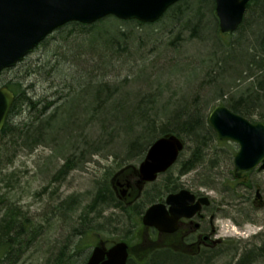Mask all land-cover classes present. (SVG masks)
I'll list each match as a JSON object with an SVG mask.
<instances>
[{
  "label": "rangeland",
  "instance_id": "rangeland-1",
  "mask_svg": "<svg viewBox=\"0 0 264 264\" xmlns=\"http://www.w3.org/2000/svg\"><path fill=\"white\" fill-rule=\"evenodd\" d=\"M198 19L199 17L194 20L196 23H201ZM205 23H208L207 19ZM255 23V15L247 12L241 29L239 28L232 34H222L218 24L217 35L211 29L200 33L199 36L191 35L189 30H181L179 24L174 26L165 16L152 24L143 25H139L136 20H120L109 16L96 23L98 26L103 25L98 34L102 31L109 34L120 30L126 35L120 36L121 38L117 37V39L122 47L127 45L128 49L119 50L117 47L118 51L115 49L114 53L106 52V54L102 49L91 55L81 49L82 47L77 48L76 46L81 43L86 48V44H89L97 35L95 34L93 38L88 32H75L67 26L68 28L65 27L64 31L57 30L50 35L44 43H41L22 62L18 63L15 67L24 66L21 71L4 70L0 74V86L12 80L15 81L18 77H24L25 86L29 87L27 88L28 94L34 99L53 100L56 85L63 86V82L59 79L47 80L45 74L31 73L28 75V71L31 67L38 65L42 59H49L48 56L54 52L73 49L82 67L88 70L98 68V70L91 71L96 80L109 82L113 89L117 87V90L113 91L114 98L117 99L114 108L122 109L123 104L128 102L139 107V110L144 109V113L152 117V113L162 107L175 110L177 103L180 102L181 106L177 108L182 109L181 107L185 108L186 105L191 109L197 108L208 119L210 112L217 105L223 104L229 107L232 98L247 97L256 89V87L255 89L251 87V83L257 86L258 79L256 78L264 67L259 69L258 65L252 63V55L244 64H241V60L244 56L246 57L244 53L252 52V44L246 40L251 39ZM256 31L259 32L261 38L258 28ZM252 39H255L254 34ZM71 46H75L76 50ZM256 54L257 52L253 54L254 59L259 58ZM60 58L59 61L62 62ZM77 69V66H72L67 71L77 72ZM88 70L85 73L88 74ZM55 99L57 100L55 106L63 101ZM250 110V116H246L249 120L258 122L264 119V106L256 104ZM80 114L83 115L79 113L78 118ZM24 116H27V113L21 114V118ZM158 118L159 122L166 120L163 119L162 114ZM88 128H91L90 122ZM100 132L98 131L96 135L97 138L99 134L102 135L97 145L99 148L91 154L84 155L82 167L71 171L64 183L60 185L63 196L80 194L81 205L90 202L97 182L107 179L111 182L118 173L117 179H119L127 165L137 169L146 154L145 150L131 156L132 158L127 159L129 156L123 158L121 156L124 153L119 154L120 151L113 149V145H117L120 138L122 139L125 135L110 138ZM185 140L186 148L177 163L142 190L146 202L145 207L152 202L145 196L148 191L155 194L154 199L160 195L165 197L169 192V189L163 185L168 177L171 187L176 186L177 189L186 188L194 193L208 194L212 201L210 210L207 211L208 221L211 215H214L213 225L216 229L211 240H219V242L211 246L213 252L209 254L205 253L208 245L203 246L199 251L195 248L199 253L192 257L196 258L193 264H233L244 247L262 243L260 234L264 233V172H252L246 183H236L233 177V160L230 161L227 156L228 153L236 152L238 145L232 141L220 143L213 138L212 141L206 143L207 146L202 151V162L197 164L193 170L183 174L180 172L183 162L190 158L196 148L190 136L185 135ZM49 142L37 146L32 153L28 150L21 151L15 163L7 170V172H15V177L19 175L23 180L19 184L22 188L20 194L15 197L13 192L11 193L12 203L16 199L20 200L24 209L30 212H41L46 209L49 191L52 188L44 190V186L49 183L61 166L59 154L56 151L58 139L57 142L55 138ZM82 147L86 150L85 146ZM76 152L77 155L80 154L79 151ZM126 176L131 175L127 173L123 179ZM247 188L250 189L251 194H245ZM257 188L262 191V206H256L253 202ZM2 190L7 191L6 188ZM7 196L9 198L8 194ZM112 213L113 210L107 208L104 212L105 217L98 219L101 224L97 238L108 244L127 237L129 243L136 246L141 241V234L144 232L139 230L136 236H133L132 232H127L130 226L123 224V218L113 216ZM212 228L213 226L210 225L208 233L212 232ZM60 235L53 236V238H58ZM148 236L152 237V232L149 230ZM55 240H52L53 244L56 243ZM47 244L44 254H47L52 246ZM135 253L132 256L137 259ZM30 260L20 264H30ZM37 264H41V259Z\"/></svg>",
  "mask_w": 264,
  "mask_h": 264
},
{
  "label": "trees",
  "instance_id": "trees-1",
  "mask_svg": "<svg viewBox=\"0 0 264 264\" xmlns=\"http://www.w3.org/2000/svg\"><path fill=\"white\" fill-rule=\"evenodd\" d=\"M247 12L250 15H255L256 23L253 26L255 39H252L253 34H251V39L246 40L252 44L251 51L255 52L244 53L243 51L242 53L246 57L244 56L241 60V64H244L252 55V63L262 69L264 67V0L251 1L248 4ZM164 16L174 26L179 24L181 30H189L191 35L200 36V33L211 29L217 35L219 22L218 19H215V0H179L177 4L166 11ZM198 17L201 23H196V20H194ZM206 19L208 23H205ZM96 23L84 25L72 22L58 30L64 31L70 27L75 32H88L93 38L96 34V38L91 40L92 43L86 44V48L81 43L76 46L77 48L82 47L81 49H84L88 55L102 49L105 54L106 52L114 53L117 47L119 50L128 49L127 45L122 47L117 39V37L126 34L121 33L120 30H115V32L109 34L102 31L98 34L101 30L100 27L103 25L98 26ZM138 24L143 25L139 22ZM256 28L260 31L261 38ZM71 47L75 48V46ZM256 52L258 59L253 57ZM52 54L48 56L49 59H42L34 68L31 67L28 75L31 73L45 74L47 80H61L63 86L56 85L57 89L53 91L55 98L63 100L61 104L55 106L57 103L55 98L53 100H47V98L44 100L34 99L32 95L28 94L27 88L29 87L25 86L24 77H18L17 80L5 84L14 92L16 98L7 121L0 132V181L2 180L1 176H5L9 167L13 165L18 152L32 151L39 145L50 143L49 141L54 138L56 142L58 139L59 143L57 145L63 148L72 142L77 143L78 146L74 150L80 152L77 158H70L71 161L61 165L56 176L66 175L83 163L82 157L84 155L91 154L99 148L97 145L102 135L99 134L97 138L98 131L110 136V138L125 135L122 136V139L120 138L117 145H113V149H118L119 154L124 153L121 156L123 158L129 156L126 157L127 159L132 158L141 151H147L150 144L166 133H174L184 140L185 135L190 136L195 142L196 148H194L195 150L190 158L183 162L180 171L183 174L193 170L197 164L202 162V151L206 148L207 142L212 141L213 138L220 142L209 125L208 119L203 117L199 109H191L187 105L185 108L181 107L182 109H179L177 108L181 106L179 102L175 110L162 107L153 112L151 117L144 113V109L139 110V107H135L134 104L128 102L123 104L122 109L114 108L117 99L114 98L113 91L117 90V87L113 89V87H110L109 82L96 80L91 71L98 70L97 67H90L89 70L82 67L81 62H79L80 59H78L76 51L73 49ZM59 57H61L62 62L59 61ZM22 66L19 65L10 68V70L21 71ZM72 66L78 67L77 72H74L75 70L73 72L67 71ZM87 70L89 71L88 74L85 73ZM256 79H258L257 86L255 83H251V87H254V89L256 87L257 90L252 89L254 91L247 97H231L230 109L241 115L250 116L249 111L256 104L264 106V98L262 99V96H264L263 69ZM104 93L105 95H103ZM133 100L130 102L132 103ZM22 113H27V116L21 118ZM79 113H83V115L80 114V118H78ZM160 114L166 120L159 122L158 116ZM89 122L90 129L88 128ZM81 145L85 146L86 150ZM72 147L74 146H69L66 149ZM233 155L234 152L228 153L227 157L230 158V161L233 160ZM135 172V167L127 165L119 179H117L118 173L111 182L108 179L100 181L90 202L84 206L81 205V201L76 195H71L67 199H54L53 202L48 203V205L52 204L50 205L52 211L51 217L45 221L46 226L42 223V220L46 217L45 215L42 219L40 215L30 216L23 208L9 202L7 195L5 197L0 196V264H20L21 262H27L29 259H31L30 264H37L40 259L41 264H85L92 247L98 240L97 235L101 224L98 219L105 217L104 212L107 208L113 210V216L123 218V224L130 226L127 232H132L133 236H136L139 230L144 232V234H141V241L129 249L128 264H193L196 258L192 257L199 252L192 245L177 246L175 245L176 240L172 237L165 235L151 239L153 236L150 238L145 233L140 223L141 215L145 209V199L142 194L137 201H133L138 191L134 186L128 184L133 179L131 176ZM127 173L131 176H126L123 179V176ZM163 185L166 186V189H169V192L177 190L176 186L171 187V184H169V177L165 179ZM246 192L247 194L251 193L248 188ZM145 196L151 201L155 200L153 198L155 194L152 191H148ZM160 198H163L162 195L156 199ZM70 212L74 215L70 223V233L62 234L56 240L53 239L56 241L55 244L48 241V244L52 246L50 251L44 254L46 246L41 247L43 245L40 243L41 240L48 235L53 225L62 222L63 213L68 214ZM47 226L48 229L44 232ZM263 234H260L262 243L260 245L254 243L251 247H244L239 258L233 264H264ZM122 238L129 242L127 237ZM35 243L37 244L35 245ZM136 248L137 252L135 253ZM212 250V248L206 247L205 251L207 252L205 253H212ZM134 253L137 259L132 256Z\"/></svg>",
  "mask_w": 264,
  "mask_h": 264
},
{
  "label": "water",
  "instance_id": "water-1",
  "mask_svg": "<svg viewBox=\"0 0 264 264\" xmlns=\"http://www.w3.org/2000/svg\"><path fill=\"white\" fill-rule=\"evenodd\" d=\"M251 0H215L221 32L231 34L242 23ZM179 0H0V73L16 66L57 28L69 22L92 24L107 16L122 20L155 22ZM15 101L14 92L0 86V131ZM209 124L219 140L234 141L239 150L234 156V173L241 177L257 169L264 170V120L251 122L221 104L209 114ZM185 148L178 135L167 133L148 148L138 167L139 186L157 180L180 158ZM257 204L262 205L260 189ZM208 196L196 200L186 188L169 194L164 202L151 204L142 216V223L161 233L176 231L182 218H192L209 205ZM129 245L118 241L107 247L99 241L86 264H128Z\"/></svg>",
  "mask_w": 264,
  "mask_h": 264
},
{
  "label": "bare ground",
  "instance_id": "bare-ground-1",
  "mask_svg": "<svg viewBox=\"0 0 264 264\" xmlns=\"http://www.w3.org/2000/svg\"><path fill=\"white\" fill-rule=\"evenodd\" d=\"M253 1V0H251ZM250 1V2H251ZM247 13V12H246ZM164 16V14L160 17V19ZM245 18V17H244ZM130 20H133V19H130ZM159 20V19H158ZM244 20V19H243ZM99 21V20H98ZM96 21V22H98ZM94 22V23H96ZM93 23V24H94ZM142 24H152L151 22H140ZM243 23V21H242ZM241 23V24H242ZM240 24V26H241ZM239 26V27H240ZM239 27L237 28V30L239 29ZM220 29V28H219ZM236 30V31H237ZM221 32V30H220ZM222 34H225L223 32H221ZM227 35V34H226ZM13 106V105H12ZM12 108V107H11ZM215 108V107H214ZM11 111V110H10ZM10 113V112H9ZM203 117H204V114L202 113ZM8 118V117H7ZM206 119V117H204ZM7 121V119H6ZM6 123V122H5ZM5 125V124H4ZM4 127V126H3ZM3 129V128H2ZM1 129V131H2ZM0 131V132H1ZM69 146H74L72 147L71 149H66L68 148ZM78 146L77 143L75 142H72L68 145H66V147H62V146H58L56 151L58 152L59 154V160L61 161V165L63 164H66L68 163L69 161H71L70 158H77V150H74L76 147ZM66 149V150H64ZM70 150V151H69ZM85 150V149H84ZM34 149L32 151H29V152H33ZM75 151V152H74ZM20 152H18V154L15 156V160L17 158V156L19 155ZM62 153V154H61ZM67 153V155H63ZM14 160V161H15ZM15 163V162H14ZM82 167L81 165H78L76 168L72 169L71 171L75 170V169H78ZM60 168V167H59ZM58 168V169H59ZM68 172L66 175H59V176H56L58 170L54 173L53 177L50 179L49 183L47 185L44 186V190H49L50 188H52L51 191H49V195H48V203H51L53 202L54 199H67L69 198L71 195H75V194H71V195H66V196H63V192H61V189H60V185H62L64 183V181L67 179L69 173ZM2 177V180L0 181V196H3L5 197L7 194L9 195V198L7 200H9V202H12V200L10 199V197H12L11 193L13 192V196H17L20 194V189L21 186L19 185L23 180H22V177L18 175V177H15V172H6V175L5 176H1ZM5 183V184H3ZM99 182H97L98 184ZM3 184V185H2ZM56 185V186H55ZM4 186V187H3ZM2 188H6L7 191H3ZM76 197L79 199L80 197V194L76 195ZM14 203H16V205L20 208H23L24 211H26L27 213H29L30 216H41V219L44 217V215L46 216L43 220H42V223L45 224L46 226V223L45 221H47L50 217H51V207L50 205L52 204H49L48 207H46V209H44L43 211L41 212H38V211H27L24 209V206L22 204H20V200H15ZM84 206V205H82ZM74 218V215L70 213H63V216H62V222L59 223V224H56L55 226L53 225L51 230L49 231L48 235H46V237H43V239L41 240L40 243L44 244L42 245L41 247L45 246L48 242V241H52L53 239V236H58L60 234H69L70 231H71V228H70V223L72 221V219ZM49 226V225H48ZM48 226L44 229V232L48 229ZM46 243V244H45ZM37 243H35L36 245ZM39 246V245H38ZM37 246V248L39 249V247ZM37 249V251H38Z\"/></svg>",
  "mask_w": 264,
  "mask_h": 264
},
{
  "label": "flooded vegetation",
  "instance_id": "flooded-vegetation-1",
  "mask_svg": "<svg viewBox=\"0 0 264 264\" xmlns=\"http://www.w3.org/2000/svg\"><path fill=\"white\" fill-rule=\"evenodd\" d=\"M133 177H134V180L136 181L138 177L137 173H134ZM247 178L248 176H243L242 178L239 179L238 183H241V180H243V182L246 183ZM135 181L131 182L129 186L136 185ZM245 194H247V192H245ZM201 195H204V193H197V197ZM253 202L255 203L256 200H253ZM210 207L211 205L203 208L202 216L201 217L196 216L194 218V220L197 221L198 224L194 220L183 219L181 226L176 232L165 234V235L177 237V239H179V243H181L182 245L189 246V244H191L192 246H197L198 249L202 248V246L205 244L212 245L213 244L212 242H216L217 240L215 241L211 240L213 234L216 233V229L214 228V225H213L214 215H211L210 221H208L207 211L210 210ZM210 225H212L213 228H212V232L208 233V229ZM152 231H153V234L156 236L162 235V234H159L158 231L155 229H152Z\"/></svg>",
  "mask_w": 264,
  "mask_h": 264
}]
</instances>
